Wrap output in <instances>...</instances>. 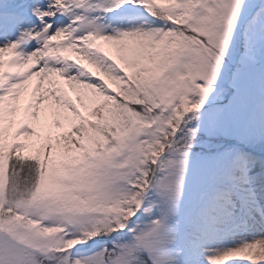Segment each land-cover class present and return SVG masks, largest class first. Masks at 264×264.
<instances>
[{
    "label": "snow or ice",
    "instance_id": "obj_1",
    "mask_svg": "<svg viewBox=\"0 0 264 264\" xmlns=\"http://www.w3.org/2000/svg\"><path fill=\"white\" fill-rule=\"evenodd\" d=\"M0 264H264V0H0Z\"/></svg>",
    "mask_w": 264,
    "mask_h": 264
}]
</instances>
